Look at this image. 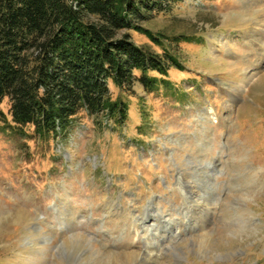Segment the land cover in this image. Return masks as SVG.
Segmentation results:
<instances>
[{"label": "rangeland", "instance_id": "obj_1", "mask_svg": "<svg viewBox=\"0 0 264 264\" xmlns=\"http://www.w3.org/2000/svg\"><path fill=\"white\" fill-rule=\"evenodd\" d=\"M145 25L190 40L168 44V86L109 81L122 126L81 110L20 135L0 104V264H264V0H178Z\"/></svg>", "mask_w": 264, "mask_h": 264}, {"label": "trees", "instance_id": "obj_2", "mask_svg": "<svg viewBox=\"0 0 264 264\" xmlns=\"http://www.w3.org/2000/svg\"><path fill=\"white\" fill-rule=\"evenodd\" d=\"M177 1L0 0V104L6 97L11 103V121L1 112L4 126L20 135L26 125L40 137L57 135L81 110L122 126L129 106L112 97L109 81L128 91L139 80L153 92L168 86L171 67L183 69L168 44L190 38L145 25ZM131 31L163 51L137 44Z\"/></svg>", "mask_w": 264, "mask_h": 264}, {"label": "bare ground", "instance_id": "obj_3", "mask_svg": "<svg viewBox=\"0 0 264 264\" xmlns=\"http://www.w3.org/2000/svg\"><path fill=\"white\" fill-rule=\"evenodd\" d=\"M147 215V214H146ZM148 217V216H147ZM148 229V228H147Z\"/></svg>", "mask_w": 264, "mask_h": 264}]
</instances>
